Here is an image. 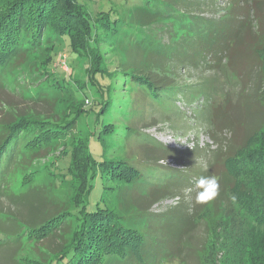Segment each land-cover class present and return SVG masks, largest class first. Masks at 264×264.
<instances>
[{"label": "trees", "instance_id": "1", "mask_svg": "<svg viewBox=\"0 0 264 264\" xmlns=\"http://www.w3.org/2000/svg\"><path fill=\"white\" fill-rule=\"evenodd\" d=\"M90 1L0 0V89L6 86L7 90L16 91L19 98H31L32 88L27 89L19 80L12 81L4 74L6 64L20 52L23 43L29 48H34L47 34L48 40H52V51L50 60L41 65L44 67L41 72H48L53 56L57 53L56 46L66 39L72 51L83 57L85 69L87 66L89 71L88 78L97 83L102 91L101 97L96 101L97 115L104 116L112 111L114 99L108 93L109 90L104 93L103 84L95 75L112 78V75L121 72L123 75L116 77V86L117 83H122V77L127 81L132 79L160 104L167 106L171 103L173 111H176V105H172V102H184L188 111L190 109V112L196 115L194 120L205 123L207 133L218 142L215 157L203 169H190L185 173L168 169L170 174L156 177L152 175L154 172L157 173L156 168H147L143 171L122 156L102 160L93 157L87 148V142L83 140L89 162L84 173L85 184L80 201L76 206L67 209L64 205L58 209L48 208L50 197L43 184L29 189L22 187L16 191L6 182L7 174L19 159L18 155L23 148L26 149L29 145L40 148L61 137L64 138V149L61 153L62 158H58L70 161L72 138L66 135L70 129L63 128L67 127L66 123L74 124L80 110L75 105L71 106L75 115L69 118L68 106L71 102L66 104L64 121L58 118L36 120L31 117L30 112L15 115L13 119L3 117L0 120V211L13 213L14 217L7 218L5 222L10 234L0 239L2 252L0 259L3 260V251L7 255L5 261L0 260V264L8 262L20 264L18 257L14 255L21 245L24 234L27 237L34 235L43 238L49 233L57 236V247L47 261L36 259L34 262L37 264H112L119 260L127 261L131 257H134V260L132 259L129 264H157L159 261L172 258L183 260L178 257L179 255H173L172 250L168 252L164 249L158 250L160 255H155L160 245L158 238L155 240L152 233L133 227L125 217L113 209L116 203L112 202L123 194L121 192L118 196L122 183L144 185L149 195L156 188L161 189V192L164 190L167 195L168 192H178L182 188L195 185L201 176L208 175L218 177L220 185L218 196L209 204L201 205L196 204L195 196L191 195L189 205L182 202L178 208H174L179 214L174 222H170V218L168 226L172 228L182 225L181 229L185 233L191 227L203 224L209 237L210 224L218 222L229 210L236 222L247 220L251 223L241 243L245 253L242 252L240 258L246 262L244 264H264V124L250 130L241 142L225 143L222 137L220 138V131L217 133L214 131V118L220 113L221 108L218 104L211 105L213 101L208 85H204L205 79L192 83L177 76L171 78L168 73L164 74L156 67L149 69L148 66L135 67L127 64L123 65L124 69L119 66L121 69L118 68L116 72L106 68L105 50H100L101 42L112 43L111 36H118L120 32L122 34L121 28L128 27L122 39L127 36L133 48L146 52L157 64L160 61L161 67L163 63L168 64L173 75L177 71L187 72L192 76L193 71L205 74L222 69L231 73L235 71L237 75H246L240 72L232 58H235L238 49L241 51V48L259 44L264 30V0H230L223 5L217 0H135V18H125L123 12L116 7L112 13L100 10L94 16L89 8ZM212 12H216L217 15ZM152 22L149 30L152 31L151 34L146 30L142 31L143 27ZM53 35L56 37L54 40L50 38ZM258 65L264 91V65L260 63ZM53 78L55 83L56 78ZM57 83L60 84L58 80ZM198 85L202 86L197 89ZM105 86L109 89L111 85L107 83ZM200 101L204 110L202 113L197 109L201 108ZM94 105L95 101L93 108ZM262 107L264 108V103ZM179 112L181 114L183 111ZM114 127L116 131L113 123H105L103 131L114 135ZM155 146L164 148L157 143ZM161 151L164 157L171 154L168 149L161 148ZM246 173L253 178L254 193L248 213H242L240 209L233 210L236 198L234 193L242 188L243 182L240 177ZM149 175L153 178L149 179ZM31 181L32 179L27 184L29 185ZM23 189L29 191L28 200L23 198L25 192L16 193ZM94 189L100 192L96 200L92 193ZM104 193L106 196H103ZM194 193L195 191L192 194ZM24 209H27V213H24ZM222 210L224 213H221ZM70 218L74 220V229L68 241L60 233L61 227L69 222H65L66 219ZM21 221L26 225L24 226ZM230 221L234 222L231 219ZM221 223L224 222L218 224L219 229L223 225ZM153 241L156 249L150 252L149 244ZM7 250H14L13 255L6 253Z\"/></svg>", "mask_w": 264, "mask_h": 264}, {"label": "rangeland", "instance_id": "2", "mask_svg": "<svg viewBox=\"0 0 264 264\" xmlns=\"http://www.w3.org/2000/svg\"><path fill=\"white\" fill-rule=\"evenodd\" d=\"M217 1L220 5L230 2V0ZM88 4L94 16L100 10L112 13L113 8L116 7L120 12H123L125 18H135V0H91ZM212 14L217 15L216 12H212ZM212 14L206 13V15ZM159 23L162 22L159 21ZM151 25L153 22L143 27L142 31L146 30L151 34L152 31H149ZM121 30L122 34L120 32L118 36H111L112 43L101 42L100 50H105L107 69L116 71L119 66L124 69V64L135 67L148 66L149 69L152 67L161 69L171 78L177 76L181 80H188L192 83L205 79L204 85H208L213 101L211 105L218 104L221 108L220 113L214 118V131L216 133L220 131V138L222 137L225 143L241 142L250 130L264 124V108L262 107L264 91L258 65V63L264 65V30H262V37L258 45L241 48V51L238 49L235 58H232V62L237 65L240 72H244L246 75H237L235 71L231 73L222 69L218 72L209 71L205 74L193 71L191 72L192 76L187 72L180 73L179 71L174 72L173 75L170 73L168 64L163 63L161 67L160 61L157 64L146 52L133 48L127 36L122 39V36H125L123 34L128 31V27H122ZM46 35L34 48H29L26 43H23L20 52L6 64L4 74L12 81L19 80L27 89L32 88L33 92L31 98L24 99L17 97L16 91L7 90L6 86L0 89V120L3 117L13 119L15 115L30 112L31 117L36 120L58 118V120L64 121L67 110L64 106L71 102L68 106L69 118L75 115L71 106L75 105L80 110L74 124L66 123L67 127L63 128L64 130L70 129L66 135L67 137L70 135L72 138L71 160L61 159L64 149L63 137L51 141L50 144H44L40 148L29 145L26 149L23 148L18 155L19 159L15 161L7 174L6 182L9 183V187L15 190L22 187L29 189L43 184L50 197L48 208L58 209L64 205V208L67 209L76 206L82 196L83 184H85L84 173L89 162L83 147V140L87 142V148L93 157L102 160L122 156L127 162L143 171L147 168H156L157 173L152 174L156 177L170 174L168 169L183 173L189 172L190 169H203L209 161L214 159L218 142L214 141L207 133L205 123L197 122V119L194 120L196 115L190 112V109L188 111L184 102H172V105H176V111H173L171 103L167 106L160 104L132 79L127 81L122 77V83H117L116 86V77L122 76L121 72L116 71L117 74L112 75V78L95 75V78L103 84L104 93L109 90L108 93L114 99L112 111L104 116L97 115L95 112L98 109L96 101L101 97L102 91L97 83H93L88 78L89 71L87 66L85 69L83 57L72 51L66 39L56 46L57 53L53 56L48 72H41V69H44L41 65L50 60L52 51V40H48ZM50 38L54 40L56 37L53 35ZM61 53H66L68 56L66 67L59 63L58 58ZM53 77L56 78L55 83ZM57 80L60 84L57 83ZM107 83L111 85L109 89L105 86ZM200 86L198 85L196 88L198 89ZM199 103L201 107V101ZM202 108L197 109L202 113L204 112ZM180 110L183 111L181 114ZM105 123H113L116 126V131L115 127L113 131L114 135L106 134L103 131ZM156 143L164 148L155 146ZM161 148L170 150L171 154L169 156L166 154L164 157ZM152 175L148 176L149 179L153 178ZM240 178L243 186L234 193L236 198L233 210L240 209L243 211L242 213H248V209L252 206L254 193L253 178L248 173ZM31 179L33 182L31 181L28 185L27 182ZM195 185L182 188L178 192H168L167 195L164 190L161 192V189L156 188L149 195L145 191L146 186L144 185L122 183L118 190V196L121 192L123 194L116 200L113 199L112 203H116L113 209L125 217L133 227L152 233L155 235L153 236L155 240L158 238L160 244L158 249L155 248V241H153L149 244L150 252L155 248L157 250L155 255H160L158 250L163 251L164 249L167 252L172 250L173 255L177 254L183 259H164L157 264L246 263L240 258L242 252L245 253V248H241V243L246 229L251 223L247 220L236 222L229 210L218 222L210 224L209 237L203 224H197L186 230L185 233L181 229L182 225L172 226V228L168 226L170 218V222H174L179 214V211H174V208H178L182 202L189 205L191 195H196ZM188 188H191V194L185 196V190ZM194 191L195 193L192 194ZM16 193H23V198L29 199L27 189ZM92 193L95 200L100 196V192L96 189ZM103 196L106 194L104 193ZM24 213H27V209H24ZM221 213H224V210ZM9 217H14V214L0 211V239H4L10 234L9 229L5 227V222ZM230 219L234 222H231ZM65 222L67 223L61 227L60 234L69 241L73 234L74 220L70 218ZM220 222H224L221 224L225 226L222 225L219 229ZM21 223L26 225L23 221ZM41 237L34 235L27 237L24 234L21 245L14 255L18 257L20 264H37L34 262L36 259L47 261L51 257L50 254L57 247L58 238L53 233ZM169 239H172L173 242ZM166 243L168 244L166 245ZM12 252L14 250L6 251V253ZM1 253L0 251V255ZM6 257L5 251H3L4 261ZM132 259L134 260V257L112 264H129ZM0 260L3 262L2 259ZM4 264H11V262Z\"/></svg>", "mask_w": 264, "mask_h": 264}, {"label": "clouds", "instance_id": "3", "mask_svg": "<svg viewBox=\"0 0 264 264\" xmlns=\"http://www.w3.org/2000/svg\"><path fill=\"white\" fill-rule=\"evenodd\" d=\"M195 188L197 189L195 203L201 205L209 204L219 194L218 177L215 175L201 176L197 180ZM191 191V188L186 189L185 196H190Z\"/></svg>", "mask_w": 264, "mask_h": 264}, {"label": "built area", "instance_id": "4", "mask_svg": "<svg viewBox=\"0 0 264 264\" xmlns=\"http://www.w3.org/2000/svg\"><path fill=\"white\" fill-rule=\"evenodd\" d=\"M66 61H67L66 53H61V55L59 57V63H60V65L66 67L67 66Z\"/></svg>", "mask_w": 264, "mask_h": 264}]
</instances>
